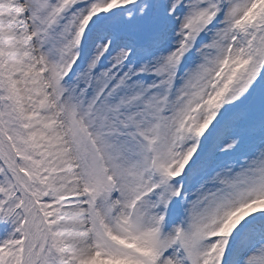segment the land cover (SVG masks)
I'll list each match as a JSON object with an SVG mask.
<instances>
[{"label": "snow or ice", "instance_id": "snow-or-ice-1", "mask_svg": "<svg viewBox=\"0 0 264 264\" xmlns=\"http://www.w3.org/2000/svg\"><path fill=\"white\" fill-rule=\"evenodd\" d=\"M0 264H264V0H0Z\"/></svg>", "mask_w": 264, "mask_h": 264}]
</instances>
